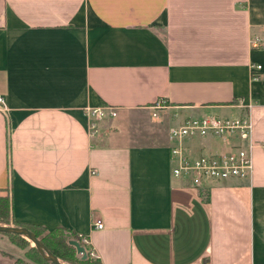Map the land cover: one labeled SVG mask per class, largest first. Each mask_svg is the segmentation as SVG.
Returning <instances> with one entry per match:
<instances>
[{
  "label": "crops",
  "instance_id": "0c3cea01",
  "mask_svg": "<svg viewBox=\"0 0 264 264\" xmlns=\"http://www.w3.org/2000/svg\"><path fill=\"white\" fill-rule=\"evenodd\" d=\"M0 95V195L16 223L87 237L102 264H264V148L249 179L196 188L173 176L169 138L252 105L264 143V0H0ZM89 107L118 116L92 135ZM21 254L0 236V264Z\"/></svg>",
  "mask_w": 264,
  "mask_h": 264
},
{
  "label": "built area",
  "instance_id": "2783aa9c",
  "mask_svg": "<svg viewBox=\"0 0 264 264\" xmlns=\"http://www.w3.org/2000/svg\"><path fill=\"white\" fill-rule=\"evenodd\" d=\"M252 44L257 48L261 45V40L255 38ZM261 70V65H252L254 73ZM0 104L4 105L1 95ZM166 107L164 100L158 101L154 106L156 110ZM251 108L252 105L246 106V113L237 117L214 115L190 117L181 125L171 128L169 138L174 142L171 147L173 176L196 188L209 187L232 179H249L254 169L253 151L259 145L264 148V143L259 144L253 138ZM86 114L95 121L90 124L92 135L95 133L98 121L118 116L117 109L112 107H89L86 109ZM207 136L221 140L229 146L228 150L193 157L185 145L186 140ZM95 227L102 229L104 227L102 220H96ZM80 242L89 248L87 237L81 236ZM86 252L94 256L92 249L89 248Z\"/></svg>",
  "mask_w": 264,
  "mask_h": 264
},
{
  "label": "trees",
  "instance_id": "16d2710c",
  "mask_svg": "<svg viewBox=\"0 0 264 264\" xmlns=\"http://www.w3.org/2000/svg\"><path fill=\"white\" fill-rule=\"evenodd\" d=\"M205 200H209L208 196H205ZM0 224L25 227L29 229L35 233L37 238L40 239L56 257L71 264H102L99 259H93L89 253H87V258L84 260L77 254L76 248L71 246L69 241L72 239H78L81 241V236L67 228L58 227L53 230H47L46 228L38 225H21L16 223L12 217V201L9 194L0 195ZM5 236H7L12 243L17 245L19 248H23L29 244V241L22 236L13 234ZM80 243L86 250L89 249L88 246L82 242ZM30 252L34 253V261L41 264L51 263L42 256L35 246L30 248Z\"/></svg>",
  "mask_w": 264,
  "mask_h": 264
},
{
  "label": "water",
  "instance_id": "95a60500",
  "mask_svg": "<svg viewBox=\"0 0 264 264\" xmlns=\"http://www.w3.org/2000/svg\"><path fill=\"white\" fill-rule=\"evenodd\" d=\"M0 234L1 235H19L24 237L25 239L31 241L34 246L39 250L42 256L50 261L52 264H64L60 261L58 257H56L45 245L44 243L37 238L35 233L30 231L25 227L13 226L0 224ZM69 244L76 248L77 254L81 255V258L84 260L87 258V252L84 246L81 245L78 239H72L69 241Z\"/></svg>",
  "mask_w": 264,
  "mask_h": 264
},
{
  "label": "rangeland",
  "instance_id": "374dc122",
  "mask_svg": "<svg viewBox=\"0 0 264 264\" xmlns=\"http://www.w3.org/2000/svg\"><path fill=\"white\" fill-rule=\"evenodd\" d=\"M0 236L1 237H4L5 235H1L0 234ZM5 237H7V236H5ZM27 241H29V240H27ZM31 247H34V244L31 241H29L28 246L26 245L23 248H20L21 251H22V254L19 256V258L16 259V261H17L18 264H41V263H38V262L34 261V259H33L34 253L33 252H30V248ZM79 256L81 257V255H79ZM91 257L93 259H95L94 256H91ZM60 261L62 263H64V264H71V263H69L67 261H64L62 259H60ZM50 264H52V263H50Z\"/></svg>",
  "mask_w": 264,
  "mask_h": 264
}]
</instances>
